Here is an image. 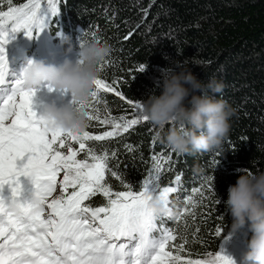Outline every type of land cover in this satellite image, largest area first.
<instances>
[{
  "label": "trees",
  "instance_id": "16d2710c",
  "mask_svg": "<svg viewBox=\"0 0 264 264\" xmlns=\"http://www.w3.org/2000/svg\"><path fill=\"white\" fill-rule=\"evenodd\" d=\"M23 2L26 0H13V5ZM58 7L60 11L51 23L64 34L63 47L69 48L64 37L70 38L71 47L79 48L81 39L92 38L111 46L99 77L109 83L116 81L124 99L102 93L106 105L101 102L97 106L101 118L110 114L130 119L128 102L160 95L163 70L178 71L176 61L188 59V68L203 83L211 77L223 83V92L215 98L226 101L235 115L220 149L182 155L162 143L157 130L146 123L89 143L98 154L109 153V167L120 177L117 180L106 173L113 191L126 190L121 181L138 190L153 169V155L170 157L159 183L176 186V175H181L178 192L170 196L172 210H177L172 215L177 217L183 212L180 207H188L190 196L195 195L200 202L194 217L185 215L179 221L164 218V226L178 229L177 242L179 236L187 237L182 254L186 259L215 253L229 238L241 236L247 246L251 232L245 228L230 234L232 218L224 202L228 187L240 175L237 169L257 175L264 172V0H60ZM0 8L6 10L7 0H0ZM153 70L161 73L156 82L150 78ZM86 130L97 135L111 131L112 126L92 120ZM209 177L211 182H206ZM201 185L204 196L193 193ZM86 203L100 207L106 200L97 194ZM157 223L159 226L160 221ZM217 228L221 229L219 236Z\"/></svg>",
  "mask_w": 264,
  "mask_h": 264
},
{
  "label": "snow or ice",
  "instance_id": "6c2138e0",
  "mask_svg": "<svg viewBox=\"0 0 264 264\" xmlns=\"http://www.w3.org/2000/svg\"><path fill=\"white\" fill-rule=\"evenodd\" d=\"M59 3L26 0L14 6L13 0H7L6 10L0 8V264H235L222 248L199 259H186L182 254L187 237L179 236L177 242L178 229L164 226L165 217L177 221L185 215L194 217L200 203L195 195L188 198V207L177 217L170 208L161 216L150 208L152 195L169 206L171 194L179 190L180 174L173 182L176 186L159 183L170 157L153 155V169L138 190L123 181L126 190L113 191L109 186L106 173L117 180L120 177L109 167V153L98 154L89 142L105 141L127 133L141 121L148 122L142 114L143 104L131 101L133 118L110 114L101 118L97 106L101 102L106 105L102 93L124 99L116 81L98 77L86 102L74 97L71 101L86 109L89 121L110 124L111 131L94 135L87 130H51L33 110L36 89L24 87L23 69L20 75L9 71L6 46L21 31L30 39L38 37L58 15ZM21 177L33 186L28 195H24ZM211 180L209 177L206 182ZM202 188L193 189V193L204 196ZM97 194L105 198L104 206L86 203ZM220 234L217 228L216 235Z\"/></svg>",
  "mask_w": 264,
  "mask_h": 264
},
{
  "label": "clouds",
  "instance_id": "9594fccd",
  "mask_svg": "<svg viewBox=\"0 0 264 264\" xmlns=\"http://www.w3.org/2000/svg\"><path fill=\"white\" fill-rule=\"evenodd\" d=\"M64 43L69 44L70 51V38L64 37ZM111 50L99 38L81 39L75 60L66 58L59 65H50L30 59L23 68V85L32 90L47 83L55 90H67L76 101L86 102L100 76V65ZM186 60L175 62L178 71L163 70L162 93L142 101L144 115L157 130V138L175 152L187 155L220 149L230 132L235 110L226 101L215 98V94L223 92V83L214 77L207 83L199 81ZM41 115L51 130L83 132L90 123L86 109L71 101L60 105L55 101L46 103ZM236 171L240 175L228 187L224 202L232 218L229 232L235 235L245 228L251 232L240 264H264V172L257 175L247 169ZM149 206L157 216L170 211L158 195H152Z\"/></svg>",
  "mask_w": 264,
  "mask_h": 264
},
{
  "label": "rangeland",
  "instance_id": "374dc122",
  "mask_svg": "<svg viewBox=\"0 0 264 264\" xmlns=\"http://www.w3.org/2000/svg\"><path fill=\"white\" fill-rule=\"evenodd\" d=\"M14 44V39L11 40L9 42V44L6 46V49H9L11 45ZM69 59H73L74 60V55L71 54ZM161 73L158 70H153L152 74L150 75V78L153 81H157V76H159ZM52 101H55L58 105L60 104H64V103H68L70 102V97L68 92L64 93V92H60L59 94H56L54 96H49L46 93H35V96L33 97V107H34V111L37 112L38 115H41L43 113V107L46 103H50ZM145 101V100H143ZM133 104L136 103H140L143 104L142 101L139 102H132ZM128 105H130L131 111H132V116H130V119L133 118V114H134V109L132 107L131 104L128 103ZM144 114V112L142 113ZM140 123H146L147 125H149V127L154 128L150 122H143L141 121ZM155 129V128H154ZM156 130V129H155ZM22 163V161H21ZM5 194H9L7 186H5V190H4ZM25 195L29 194V189H25L24 192ZM55 195V194H54ZM223 249V254L226 256H229L230 258L233 259V261L235 262V264H240L241 262V258L243 253L247 250V246L245 245V243L243 242L242 237H235V238H229L227 240H225L220 249Z\"/></svg>",
  "mask_w": 264,
  "mask_h": 264
},
{
  "label": "bare ground",
  "instance_id": "6f19581e",
  "mask_svg": "<svg viewBox=\"0 0 264 264\" xmlns=\"http://www.w3.org/2000/svg\"><path fill=\"white\" fill-rule=\"evenodd\" d=\"M177 211V210H176Z\"/></svg>",
  "mask_w": 264,
  "mask_h": 264
}]
</instances>
